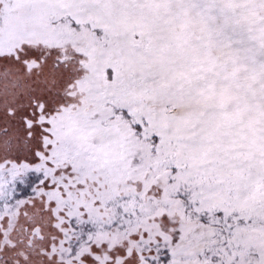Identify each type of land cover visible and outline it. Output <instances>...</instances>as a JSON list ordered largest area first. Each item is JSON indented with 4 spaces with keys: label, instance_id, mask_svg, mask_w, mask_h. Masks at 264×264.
Segmentation results:
<instances>
[{
    "label": "snow or ice",
    "instance_id": "snow-or-ice-1",
    "mask_svg": "<svg viewBox=\"0 0 264 264\" xmlns=\"http://www.w3.org/2000/svg\"><path fill=\"white\" fill-rule=\"evenodd\" d=\"M0 264H264V0H0Z\"/></svg>",
    "mask_w": 264,
    "mask_h": 264
}]
</instances>
